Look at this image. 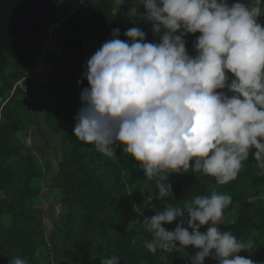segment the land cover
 Segmentation results:
<instances>
[{"label": "trees", "instance_id": "obj_1", "mask_svg": "<svg viewBox=\"0 0 264 264\" xmlns=\"http://www.w3.org/2000/svg\"><path fill=\"white\" fill-rule=\"evenodd\" d=\"M241 2L250 5L252 0ZM58 3L0 0V264H8L14 257L27 264H100L101 259L113 255L119 257L120 264H186L187 256L196 249L188 246L150 253L144 241L150 240L151 234L141 221L168 205L182 207L213 190L232 198L223 210L224 220L216 226L241 241L253 240L252 249L237 255L264 264V170L257 167L251 151L234 180L221 185L215 177L190 168L186 173L169 174L174 198L157 200L154 181L144 176L138 161L122 152V146L116 147L113 157H107L73 135L80 93L88 86L83 66L95 46L111 39L113 28L120 29L118 38L122 40L127 39L123 33L131 27L145 31L146 42H158L159 37L144 18L146 9L137 7L136 0H82L59 23H50ZM258 22L264 24V14ZM54 24L52 33H57L58 40L48 43V30ZM198 36L184 37L192 56L196 55L193 42ZM48 48L51 61L46 59ZM40 63L43 73H33ZM44 64L52 67L45 69ZM217 91L230 95L226 89ZM35 127L46 148L52 144L47 129L60 138L58 171L51 175L50 185L43 179L51 164L22 148ZM126 166L136 171L147 190L131 192ZM52 186L58 190L55 195L61 210L48 227L45 216L49 205L44 202L49 200L45 195ZM132 221H137L134 228L130 227ZM176 224L163 226L173 230ZM204 264L216 262L206 258Z\"/></svg>", "mask_w": 264, "mask_h": 264}, {"label": "clouds", "instance_id": "obj_2", "mask_svg": "<svg viewBox=\"0 0 264 264\" xmlns=\"http://www.w3.org/2000/svg\"><path fill=\"white\" fill-rule=\"evenodd\" d=\"M140 5L158 42H146L139 27L124 31L125 40L118 38L119 28L111 29L112 38L83 66L88 86L80 93L73 135L107 157L122 146L154 181L157 200L174 198L171 173L191 168L223 185L237 177L250 151L264 170V24L258 22L264 0H136ZM195 33L192 56L184 37ZM231 199L213 190L143 216L151 234L144 247L155 254L192 246L197 251L186 264H204L206 258L258 264L237 255L252 249L253 240L241 241L216 226ZM173 221V230L163 226ZM8 264L27 261L14 257ZM100 264L120 259L113 255Z\"/></svg>", "mask_w": 264, "mask_h": 264}, {"label": "rangeland", "instance_id": "obj_3", "mask_svg": "<svg viewBox=\"0 0 264 264\" xmlns=\"http://www.w3.org/2000/svg\"><path fill=\"white\" fill-rule=\"evenodd\" d=\"M81 1L82 0H59V3H58V5H57V7H56V9L54 11V14H53V16L51 18L50 23H55V24L59 23L63 19L62 17L66 16L65 14H67V12L69 10L72 11L73 9H75V7L78 6V4ZM55 24L51 25L49 27L48 31L50 33V42H48V43H55L58 40L57 33H55V32L52 33V30H53V27L55 26ZM99 47H100L99 45H96L95 49L97 50ZM46 53H47L46 59H50V61H51L52 60V55H51L52 54V50H51V48H48ZM51 64H49L50 67H52ZM49 65L48 64H44L45 69L46 68L49 69L50 68ZM38 67L36 68L35 73H43V68H42V64L41 63L38 64ZM27 96H29L28 93H27ZM23 134H24V132H22V131L18 132V136L19 137H22ZM41 135L42 134H40V137L42 138ZM28 137L25 138V142L27 141ZM37 137H38V135L34 136V132H33L32 136L30 137V139L35 138L36 140H39L40 141V145H41L43 143V139L41 140L40 138H37ZM56 139H57V137H56ZM31 142H32V140H31ZM56 142L57 143L54 142L47 148H46V145L44 146L42 144V146H41L42 151L44 149H46V152H43V157H42V155L40 156V153H36L37 155L42 157V159L47 157V159H48L49 163H51L53 169L56 168V162L58 161V156H59V149L56 151V147H57L58 141H56ZM22 148L25 149V150H29V149L31 150L33 148V146L31 144L30 145L22 144ZM37 148H38V146L35 148V150H40V149H37ZM49 175H50V173H47V176L44 177V179H43V182H44L45 185H50V181L48 180L49 179ZM125 177H126V179L128 181L129 188H130V190H131V192L133 194L134 193L143 192L144 190H147L145 182H141V180L139 179V176L137 175L136 171L133 168H131L130 166H126ZM168 182L171 183L172 181H168ZM151 192L154 193L155 190L152 189ZM56 193H58L57 188L52 186L50 188V190L47 192V194L45 195V198L49 199V201H47V205H49V211L47 213V216H45V221H46L48 227L50 226V220L51 219H58L59 211L61 210V205L58 202L57 197L55 195ZM156 193H157V191H156ZM223 220H224V218L222 217L219 221H223ZM136 223H137V221L130 222V227L134 228L136 226Z\"/></svg>", "mask_w": 264, "mask_h": 264}, {"label": "crops", "instance_id": "obj_4", "mask_svg": "<svg viewBox=\"0 0 264 264\" xmlns=\"http://www.w3.org/2000/svg\"><path fill=\"white\" fill-rule=\"evenodd\" d=\"M42 66H43V64H42ZM30 90H31V87L27 84L26 85V92L29 94V92H30ZM33 132H34V136L35 135H38V137L37 138H40L41 140H42V138L40 137V132L38 131V129H36V127H35V129L33 130ZM32 132V133H33ZM47 132H48V135L50 136V138L52 139V143H57L56 141H58V144H57V147H56V151L59 149V144H60V138H59V135H57L56 133H54V132H52L51 130H49V129H47ZM32 136V134H30V136L28 137V139H27V141L25 142L24 141V143L23 144H26V145H32L33 146V148L31 149L33 152H35V153H40V156L42 155V157H43V152L44 151H42V149H41V146H42V144L45 146V142H44V140H43V143L40 145V141L39 140H36L35 138H33V139H30V137ZM56 137H57V139H56ZM31 140H32V142H31ZM38 146V148L37 149H40V150H35V148ZM30 150V149H29ZM39 156V155H38ZM39 156V157H40ZM42 157H40L41 159H42ZM59 157V156H58ZM43 160H46V161H48V159H47V157H45ZM49 162V161H48ZM51 164V163H50ZM58 171V161L56 162V168L55 169H53L52 168V165H51V170L48 172V173H50V175H49V181H50V179H51V175L53 174V173H56ZM46 176H47V174H46ZM45 176V177H46ZM49 201V200H48ZM44 203H47V201H45Z\"/></svg>", "mask_w": 264, "mask_h": 264}, {"label": "built area", "instance_id": "obj_5", "mask_svg": "<svg viewBox=\"0 0 264 264\" xmlns=\"http://www.w3.org/2000/svg\"><path fill=\"white\" fill-rule=\"evenodd\" d=\"M38 66H36L35 68H34V71H33V73H35V71H36V68H37ZM39 68V67H38ZM40 69V68H39Z\"/></svg>", "mask_w": 264, "mask_h": 264}]
</instances>
